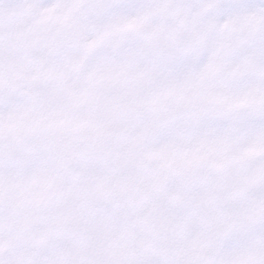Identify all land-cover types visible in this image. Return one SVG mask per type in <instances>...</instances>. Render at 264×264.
<instances>
[{
	"label": "snow or ice",
	"instance_id": "6c2138e0",
	"mask_svg": "<svg viewBox=\"0 0 264 264\" xmlns=\"http://www.w3.org/2000/svg\"><path fill=\"white\" fill-rule=\"evenodd\" d=\"M0 264H264V0H0Z\"/></svg>",
	"mask_w": 264,
	"mask_h": 264
}]
</instances>
